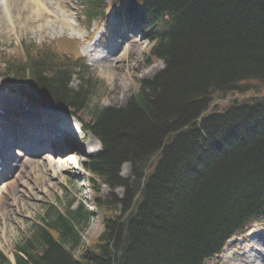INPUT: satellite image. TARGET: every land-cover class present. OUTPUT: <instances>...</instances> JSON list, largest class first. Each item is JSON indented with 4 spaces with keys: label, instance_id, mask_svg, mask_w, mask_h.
Returning a JSON list of instances; mask_svg holds the SVG:
<instances>
[{
    "label": "trees",
    "instance_id": "obj_1",
    "mask_svg": "<svg viewBox=\"0 0 264 264\" xmlns=\"http://www.w3.org/2000/svg\"><path fill=\"white\" fill-rule=\"evenodd\" d=\"M81 4L87 22L105 20L111 7L143 31L163 68L124 104L100 106L75 40L0 53V76L16 92L73 116L88 109L83 126L100 143L84 163L92 188L123 189L120 199L95 195L102 230L84 247L91 211L49 204L14 262L0 251V264H204L229 238L264 223V0Z\"/></svg>",
    "mask_w": 264,
    "mask_h": 264
},
{
    "label": "rangeland",
    "instance_id": "obj_2",
    "mask_svg": "<svg viewBox=\"0 0 264 264\" xmlns=\"http://www.w3.org/2000/svg\"><path fill=\"white\" fill-rule=\"evenodd\" d=\"M27 3L30 6V11H34L37 6L42 8L43 4L54 15L43 23L33 21L24 23L23 19H17L19 14L11 11L8 0H0V5L3 4V7L0 6V53L4 49L10 52L18 51L20 43L27 45L35 43L34 45H37L46 39L60 37L78 39L80 41L79 52L89 64L91 79H94L98 88L97 91L92 90L90 98L92 104L100 106L124 104L130 95L138 91L141 79L151 77L163 67L162 60L155 59L150 55L151 43L146 37H142L130 29H127L125 34L121 27L114 23L115 18L112 16H109L107 24L100 28L92 23L88 30L84 29L83 17L79 11V0H28ZM4 12L9 14L7 18H2L1 13ZM10 12L13 14V21L10 20ZM28 16L36 17L33 12L24 14V17L28 18ZM55 16L58 17V21L55 20ZM108 52L114 53L112 56L114 59L110 63L111 67L104 66L105 58L103 60V56ZM23 79L24 86L30 87L29 79L27 77ZM75 84H77L76 79H72L70 86L74 87ZM13 88V79L10 77L8 80L2 74L0 76V110L5 109L6 113H3L4 115L0 113V136L4 140L7 139L5 137L9 132L20 136L18 142H22L28 149L26 157L29 160H35L36 163L32 164L30 160L29 164L24 162L26 158L22 160L23 157H20L22 160L18 163L20 167L15 168L13 176L6 179V182L11 184L14 176L18 175L14 186L9 185L4 198L0 201L1 208L7 212L0 211V251L12 260L16 245L31 233L33 225L36 221H40V218L45 214L47 205L53 204L60 211L68 202L71 203V208L83 204L92 213L87 227L80 232L81 246L84 247L102 230L101 215L93 207L95 195L101 198L108 197L112 200V198L120 199L123 194L122 187L111 190L106 185L98 183L95 184L96 191H94L89 182L90 174L84 169L83 163L90 155L99 151V144L82 127L89 121L90 113L88 109L83 110L80 120L72 117L75 121L61 117L63 115H58V117L51 115L50 118H47L50 124L56 121L61 122L64 131L68 132V135H64L65 141H71L70 144H74V149L68 148L69 150L65 151L67 149L63 147L62 154L56 153L55 151H58L57 144L62 142L61 137H53L54 134L50 133L49 129H44L45 127L42 129L47 137V147L43 148L42 145L39 148L35 145L36 136L29 135L27 137L26 135L24 137L21 130L15 127L17 125H11L9 122L12 119L10 110L12 109V113H14L22 100L19 93ZM4 96L8 99L5 103H3ZM11 105L13 107H10ZM208 111L209 109L206 112ZM26 120L24 119V121ZM17 122H19L18 126L24 124L19 119ZM23 128L24 126L21 129ZM65 132L63 133L65 134ZM11 144L7 142L6 146ZM14 148L15 144L12 145L10 151H14ZM71 155L75 161L67 164L66 160ZM65 164H67L66 167H61ZM120 176L123 179L129 176L128 164L122 165ZM4 183H0V189ZM261 229H264V224L254 225L243 238H232L231 242L228 240L226 246L229 245V249L225 251L224 248L220 255L204 264H231L232 256L242 261V264H249L245 263L247 260L245 258H248L250 254L252 257H257L254 263L260 258L263 262L264 230ZM251 236L258 239L257 242H253ZM80 249L75 251V255ZM239 261L235 262L241 264Z\"/></svg>",
    "mask_w": 264,
    "mask_h": 264
},
{
    "label": "bare ground",
    "instance_id": "obj_3",
    "mask_svg": "<svg viewBox=\"0 0 264 264\" xmlns=\"http://www.w3.org/2000/svg\"><path fill=\"white\" fill-rule=\"evenodd\" d=\"M5 1H7V0H5ZM27 1L28 0H8V3H9V6L11 7V11L13 12V13H17V14H19V16L17 17V19L18 18H21V19H23L24 20V23L25 22H30V21H33V22H35V23H40V22H45L46 20H47V18H51L54 14H52L49 10H48V8L47 7H44V6H42V8H40L39 6H37L36 8H35V10L34 11H30L31 9H30V6H29V4L27 3ZM1 7H3V4L2 5H0ZM28 12H33L35 15H36V17L35 18H30L29 16H28V18L27 17H24V14H26V13H28ZM11 13V12H10ZM2 14V18L4 17V18H7L8 16H9V14H6L5 12L4 13H1ZM13 14L11 13L10 14V20H14V18H13V16H12ZM55 18V20H57L58 19V17L57 16H55L54 17ZM4 20V19H3ZM58 21V20H57ZM5 22V21H4ZM35 23H33V24H35ZM32 24V25H33ZM139 34H141V36L142 37H146L144 34V32L143 31H140V32H138ZM86 50V49H85ZM102 55V54H101ZM101 55H100V59L102 60V57H101ZM114 55V53H112V52H108V53H106L104 56H103V60H104V58H105V62H104V66L105 67H111L110 66V63H111V61L114 59H112V56ZM163 62V61H162ZM163 68V67H162ZM161 68V69H162ZM160 69V70H161ZM4 98H5V96H4ZM8 99H7V97L5 98V101L3 102V103H5L6 101H7ZM9 104H11V103H9ZM6 105H8V103H6ZM30 114H33V115H38V116H40V113L38 114V113H35V112H31ZM48 114H50V115H52V116H57L58 117V115H63V116H61V117H64V118H67V119H70V120H74L75 121V119H73L72 117H70L69 115H67V114H63V113H53V112H49ZM48 114H45V115H48ZM43 115H44V113H43ZM44 115V116H45ZM27 121V123L29 124V127H24L23 129H21L22 128V126H18V124H17V126H15V127H17V128H19L20 130H21V132L24 134V137L27 135V137L29 136V135H33V136H37V137H40V141L39 142H36L35 143V145H37L39 148H41L40 146H44L43 148H45V147H47V145H46V138L44 137V135H42V131L41 130H39V125L38 124H43V123H39V122H36V125L35 124H33V123H35V122H32V121H30L29 119H27L26 120ZM73 121V122H74ZM31 122H32V124H31ZM57 122H59V121H57ZM60 123V122H59ZM64 124V123H63ZM64 126L62 125V129L60 130L61 132H65L64 131ZM12 131V130H11ZM68 132H65V135H68L67 134ZM9 135V136H8ZM19 137L20 136H18L17 134H11V132H9L7 135H6V137L5 138H7L6 139V141L4 142V143H6V142H9V143H12V145H14V144H16V145H19L20 147H21V144H22V142H18V139H19ZM90 137L92 138V136L90 135ZM2 138V136H0V139ZM43 139H45V140H43ZM92 139H94V138H92ZM97 142V141H96ZM70 143H72L71 141L69 142L68 141V144L67 145H65V144H63L64 146H60L59 147V153H63L64 152V149H63V147H66V149L67 150H65V151H68L69 149L68 148H70V149H74V144H70ZM74 143V142H73ZM98 143V142H97ZM62 144V143H61ZM99 144V143H98ZM63 151V152H62ZM16 153H18V155L17 156H19V155H22V153L21 152H19V151H17ZM16 153H14V151H12V156H11V158L10 159H12L13 161H14V167H12V168H14V169H10L11 171L5 176L6 177V179L8 178V177H12L13 176V173H14V171H15V168H17V167H20V164H18L20 161H22L23 159H25V161L24 162H28V161H30L32 164H34L33 162H35V160H33V159H28V157H26V154L28 153V149H27V153L26 154H24L25 156L22 158V160L21 159H19L18 157H16ZM38 154V153H37ZM36 154V155H37ZM34 155V154H33ZM5 159H7L8 158V156L7 157H4ZM49 159V158H48ZM52 161H54L53 159H52ZM73 161H75V158H73V155H71L67 160H66V163L68 164V163H70V162H73ZM78 161V160H77ZM29 163V162H28ZM36 163V162H35ZM30 164V163H29ZM31 164V166H33ZM64 164V163H63ZM67 164H65V165H63V166H61V167H66V165ZM73 164V163H72ZM71 164V165H72ZM76 164H77V162H76ZM60 165V164H59ZM74 166H75V164H74ZM57 168H59L58 166H56ZM21 168H22V166H21ZM17 176L18 175H15L14 176V178H13V183L11 182V184H9V182H6V179H5V183L3 184V187L0 189V201L4 198V195L6 194V192H7V190H8V187H9V185H12V186H14V184H15V181H16V179H17ZM4 208H1V204H0V211L2 212V211H4L3 210ZM5 213H7L6 211H4ZM262 231L264 230V229H261ZM261 233V232H260ZM232 240V239H231ZM231 240L229 241V242H231ZM251 240L253 241V242H257V240L258 239H256V238H254V237H252L251 236ZM227 249H229V245H228V247L226 246L225 247V251L227 250ZM223 256V255H222ZM234 258V259H233ZM263 258H264V256H263ZM245 259H247L246 260V262L245 263H251V264H264V261L262 262L260 259H258L255 263H254V261H255V259H257V257L256 256H251V254L249 255V257L248 258H245ZM250 259V260H249ZM235 261H239L238 259H235V257L234 256H232V261H230V263L231 264H237ZM241 264H242V261H239Z\"/></svg>",
    "mask_w": 264,
    "mask_h": 264
}]
</instances>
